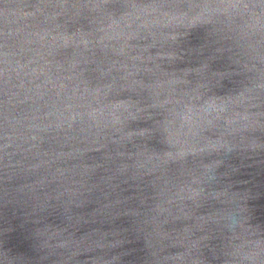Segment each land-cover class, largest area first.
<instances>
[{"label":"water","instance_id":"1","mask_svg":"<svg viewBox=\"0 0 264 264\" xmlns=\"http://www.w3.org/2000/svg\"><path fill=\"white\" fill-rule=\"evenodd\" d=\"M0 264H264V0H0Z\"/></svg>","mask_w":264,"mask_h":264}]
</instances>
